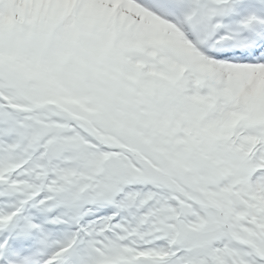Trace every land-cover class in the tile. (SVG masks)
Listing matches in <instances>:
<instances>
[{"label":"snow or ice","instance_id":"1","mask_svg":"<svg viewBox=\"0 0 264 264\" xmlns=\"http://www.w3.org/2000/svg\"><path fill=\"white\" fill-rule=\"evenodd\" d=\"M239 2L0 0V264H264V19L225 30Z\"/></svg>","mask_w":264,"mask_h":264},{"label":"rangeland","instance_id":"2","mask_svg":"<svg viewBox=\"0 0 264 264\" xmlns=\"http://www.w3.org/2000/svg\"><path fill=\"white\" fill-rule=\"evenodd\" d=\"M258 13L264 16V0H240L239 3L234 4V11L225 17L221 18V22L226 26L225 30H236L240 26V21L249 15V13ZM257 30L261 31L263 25H255ZM247 34V33H246ZM38 240V234L34 233L32 238L28 240V245H35ZM12 247H15L14 243L10 242ZM27 255V252L23 253Z\"/></svg>","mask_w":264,"mask_h":264}]
</instances>
